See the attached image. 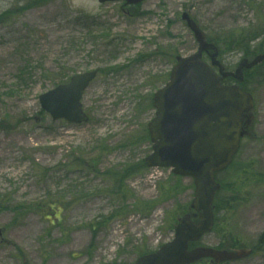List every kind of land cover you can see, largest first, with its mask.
Returning a JSON list of instances; mask_svg holds the SVG:
<instances>
[{
  "label": "rangeland",
  "instance_id": "374dc122",
  "mask_svg": "<svg viewBox=\"0 0 264 264\" xmlns=\"http://www.w3.org/2000/svg\"><path fill=\"white\" fill-rule=\"evenodd\" d=\"M185 12L209 38L248 35L264 20V0H149L136 9L0 0V228L9 241L0 264H132L173 239L194 198L193 180L144 160L152 152L153 97L176 57L198 50ZM86 16L100 25L92 30ZM243 57L226 48L220 58L234 71ZM99 69L83 98L88 124L41 113V95ZM262 78L264 67L248 80L256 138L244 140L233 167L219 175L225 211L200 243L224 248L232 239L237 248H259L232 264H264Z\"/></svg>",
  "mask_w": 264,
  "mask_h": 264
},
{
  "label": "water",
  "instance_id": "95a60500",
  "mask_svg": "<svg viewBox=\"0 0 264 264\" xmlns=\"http://www.w3.org/2000/svg\"><path fill=\"white\" fill-rule=\"evenodd\" d=\"M125 1L138 5L147 0H99L100 3ZM199 44L198 52L190 57H178L169 83L154 96L156 116L149 124L153 153L146 159L150 168H172L173 174L193 178L195 196L190 206L193 214L179 220L175 239L159 251L145 255L134 264H197L211 258L214 264L248 259L252 250H215L196 248L198 242L213 230L215 224L214 201L221 185L215 174L227 168L240 147V139L253 125L254 99L238 84L224 86L229 77L244 81L243 70H250L264 62V54L253 61L242 60L235 73L225 72L218 61V48L208 42L200 27L185 13L182 18ZM207 53L212 66L203 61ZM97 72L78 75L68 85L40 97L42 109L54 121L71 124L87 123L81 100L84 91L96 78ZM193 219H199L198 223ZM5 243L0 229V245Z\"/></svg>",
  "mask_w": 264,
  "mask_h": 264
},
{
  "label": "trees",
  "instance_id": "16d2710c",
  "mask_svg": "<svg viewBox=\"0 0 264 264\" xmlns=\"http://www.w3.org/2000/svg\"><path fill=\"white\" fill-rule=\"evenodd\" d=\"M87 19H89V18H87ZM88 21L90 22V20H88ZM89 25L91 27H94V26H97L98 24L96 23L95 20H92ZM246 31H248V30L234 31V32H231L229 36H226L223 34H218V36H213L211 38H213L216 41V43L220 46L221 55H223L226 48H230L232 50H238L246 58H251L258 53L264 52V20L259 19L258 27L253 29L252 33L246 35L245 34ZM251 44H252V46H251ZM252 74L253 73H247L246 74V81L243 85V88L245 90H249L248 89V79L250 78V76H252ZM262 81H264L263 78H262ZM229 82H231V80H229ZM131 173H132V170H131V172H126L127 175H130ZM118 186L119 185H117V187ZM224 190H225V188L222 190L221 193H223ZM115 191H118V189L116 188V190H113L111 192L114 193ZM221 193L218 196L217 203H216L218 215H220V213L223 210H225L222 207V204L224 203V200L226 198H224ZM232 206H234V204ZM230 209H232V208H230ZM234 209H235V206H234ZM218 218H219V216H218ZM263 241H264V237H262V240H260V243L258 244V246L262 245ZM235 244H236L235 240L232 241V239H227V243L224 244V246L231 247L232 245H234V247H235L236 246Z\"/></svg>",
  "mask_w": 264,
  "mask_h": 264
}]
</instances>
